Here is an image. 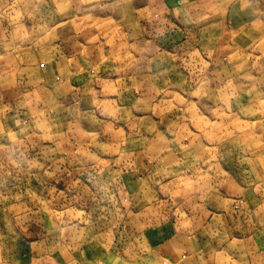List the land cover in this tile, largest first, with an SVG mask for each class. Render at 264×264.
Wrapping results in <instances>:
<instances>
[{
    "label": "crops",
    "instance_id": "crops-1",
    "mask_svg": "<svg viewBox=\"0 0 264 264\" xmlns=\"http://www.w3.org/2000/svg\"><path fill=\"white\" fill-rule=\"evenodd\" d=\"M59 3L60 18L47 28L55 32L54 39L40 46L19 36L15 0L0 4V222H45V236L58 231L61 248H77L68 230L79 238L86 231L93 240L88 264L250 261L257 246L250 225L239 220L235 195L251 187L238 181L240 170L234 167L240 158L234 157L229 170L218 160L211 163L208 142H219L222 152L225 130L238 142L234 126L243 116L245 122L254 119L247 140L254 150L261 143L264 148V68L252 73L256 59H247L246 52L264 46V23H257L238 0ZM187 45L182 60L171 61ZM196 61L200 94L208 101H173L171 93L198 92L191 91L193 80H186L191 69L180 71ZM177 75L183 79L180 88H175ZM22 170L31 177H19V189L28 192L21 196L15 184L8 185ZM85 173L108 190L98 197L105 202L91 199L96 209L84 206L78 195L56 202L61 207L42 198L46 180L62 196L67 184H77ZM35 182L44 187L38 197ZM57 216L59 222L87 224L60 228ZM88 216L92 224L100 217V226L91 225ZM214 220L227 222L230 247L203 240ZM117 221L124 224L126 237H133L122 248L124 258L115 243Z\"/></svg>",
    "mask_w": 264,
    "mask_h": 264
},
{
    "label": "rangeland",
    "instance_id": "rangeland-1",
    "mask_svg": "<svg viewBox=\"0 0 264 264\" xmlns=\"http://www.w3.org/2000/svg\"><path fill=\"white\" fill-rule=\"evenodd\" d=\"M4 1V3L7 2V0H1V2ZM174 2L178 4H188L191 2H194L195 0H173ZM241 1L247 8V10L250 12V14L253 16V18H256L257 23L259 22L258 19L264 23V0H238ZM0 2V4H1ZM60 0H19V5L17 4L15 0V27L18 29L20 33V37L23 38H29L34 44H38L37 46L44 45L46 41H49L52 38L54 39V33L47 29L50 27H54V24L59 20L60 18V12H59V5ZM2 5V4H1ZM4 6V5H3ZM3 8V7H2ZM181 21H177V25L180 24ZM24 24L28 25L29 30H24ZM49 24V25H47ZM28 29V28H27ZM26 31L28 33V37L25 36L22 32ZM57 31V30H56ZM58 32V31H57ZM59 34V32H58ZM56 37V36H55ZM50 40V41H51ZM190 45L184 46L182 50L175 51V56H171V61L174 60H182V56L186 53L187 47ZM244 47V46H243ZM247 48L251 49V47L246 46ZM245 47V48H246ZM253 49L247 50V59L250 61L252 59H256L255 66H251L250 71L252 73L255 72H261L262 68H264V46L257 45L252 46ZM257 49V51H256ZM235 55V54H234ZM258 57H256V56ZM246 57V56H245ZM249 57V58H248ZM185 58V57H184ZM192 61V59H191ZM193 62V61H192ZM247 61L244 62L246 64ZM194 64L196 66H194ZM192 65H183L180 69L181 72L184 73V70L186 68V73H189V69L192 71V75L196 74L197 76H187L186 80L190 84V80L192 81V90L198 89L197 93H184L183 90L179 93H171L174 95L173 101H178L181 103H184L185 101L187 103L191 102H200L205 99V95L200 94L199 90V72H200V63L194 62ZM184 67V68H183ZM173 74H176L174 70H172ZM178 74V73H177ZM162 74H160L161 77ZM180 75V74H179ZM161 79V78H160ZM157 81V78H155ZM164 80H167V78H164ZM183 79L176 76L175 82V88H180V83ZM252 80V79H250ZM261 79H256L255 85H258ZM247 81V80H246ZM165 83V82H164ZM174 84V83H173ZM166 85V83H165ZM254 85V86H255ZM244 88H246V85H243ZM252 86H250L251 88ZM263 86H261L262 89ZM167 89L171 90V86L166 87ZM248 89V92L250 90ZM254 88V87H253ZM247 89V88H246ZM251 94V93H250ZM162 96V94H158ZM211 94H207L206 97L211 100ZM251 96H254V94H251ZM258 96V95H257ZM252 100V98L250 99ZM208 101V100H206ZM249 101V99H247ZM194 103V104H195ZM192 108H195L192 106ZM198 109V108H196ZM201 109V108H199ZM200 110H194V112H199ZM204 111V108H202V112ZM190 116V115H189ZM257 116V115H256ZM237 123L235 129L240 132V138H238V142L231 141L232 132L230 131L231 128H229V133L226 132L224 134V138L227 140H224L222 144H224V147L222 149V152L219 147V142H208V145L212 146V150H210L213 155L211 158V163L218 160L219 163H221L223 168L226 170H229V167L232 168L233 160L235 158H240V162L237 166L234 168H237L240 170L239 172V183L241 187H247L250 186V190L241 189L240 192H237L236 199L239 201L236 202V210L241 212V223L247 224L250 228V235L253 234V240L255 243V246H257L256 249H254L255 253L250 255L249 260H247V263L244 264H264V155L261 159H257L256 157L259 155L264 154V148L263 144L261 143V147H256L255 150L253 148V145L250 141L247 139L249 138L248 133L249 131L254 130L253 121L254 119H249L245 122L243 121V116L240 119H236ZM199 121V120H198ZM240 123V125H238ZM193 124L199 128L198 122L195 120ZM255 125V124H254ZM257 138V136H254ZM237 150L240 151L239 155L237 154ZM255 152H252V151ZM250 152V154H249ZM252 152V153H251ZM262 152V153H261ZM238 156V157H237ZM210 160V157L209 159ZM254 161V162H252ZM210 162V161H209ZM235 162V161H234ZM260 164V165H259ZM263 166V167H261ZM22 171L26 174H23ZM20 173H15V180L13 178H9V184L8 186L12 187V185L15 184V192H18L21 196L25 193L22 189H19L18 184L20 185L21 180L19 177L25 179H28L31 177L26 171L22 170ZM6 177V175H5ZM95 178V177H94ZM90 174L85 173L84 175L80 176V181L77 184L69 185L67 184V189L62 192V196H60V189L58 187L51 186L48 183V180L45 182V191L43 186H38V183H36V194L38 197V194H42L44 191V195L42 198H46L51 203L60 202L61 200H66L67 198H74V196L81 197L83 200H85V205L88 208H95L90 205L91 199L92 202L97 203L99 200L101 203L105 201H101L98 197L102 198L103 193L105 194L108 192L107 189L102 188L101 185L97 182L96 179H94ZM28 181V180H27ZM25 182V180H24ZM251 184H248V183ZM54 183V182H53ZM79 185V186H77ZM18 187V188H17ZM256 187V188H255ZM95 195V198L93 197ZM50 197H53L52 199ZM94 198V199H93ZM70 199V200H71ZM58 203H56L58 206H60ZM69 203V202H67ZM74 204V203H73ZM69 205V204H67ZM61 207V206H60ZM73 208V207H72ZM87 208V209H88ZM60 211V210H57ZM106 211V210H105ZM171 211V210H170ZM90 213V211H85ZM173 212V211H172ZM171 212V214H172ZM58 218H55L57 222H55L56 225H59L58 227H62L64 225H74L75 222H69L62 220V222H59V216ZM79 217V216H78ZM171 220V215L169 216ZM100 218V217H99ZM99 218L95 219L94 223L92 224L90 217L88 216L89 222L94 227L100 226ZM9 222V223H8ZM153 224L156 225V221L153 220ZM87 222H77L74 227L78 228V226L86 227ZM226 223H221L220 220H214L213 223H211L213 230H208V233H206V239L205 242H208L210 244L211 242L215 244V242L221 243L224 242L226 246L231 245V236L227 234ZM116 226H118L117 232V240H115L116 247H120V255L124 258L122 254V248L126 246L125 242L133 240V237L130 235L126 237V234L124 232V224L120 221H117ZM154 226V225H153ZM47 225L45 222H38V223H32L27 225V223L24 222H15V220H9L5 222H0V234H3V236H8L5 238H0V264H88L85 262V259L91 258V252L88 245L89 242L93 241L91 239V234L86 236V231H83V237H75V234H79L75 230H68L69 239L68 240H76L77 248H75L73 245H70L69 247H62L59 243V232L53 231V234L51 237L49 235L45 236ZM88 227L91 226L88 223ZM221 227V228H220ZM194 228V227H193ZM191 230V232H194V230ZM55 229V228H54ZM57 229V226H56ZM219 230L217 232L216 230ZM90 233V232H88ZM49 234V233H48ZM86 234V235H85ZM112 234V232H111ZM110 236V235H109ZM98 237V236H97ZM96 238H94V242L96 241ZM49 238V239H48ZM112 238V235L109 239ZM249 239V238H247ZM246 239V240H247ZM66 240V241H68ZM103 242V239L100 240ZM248 241V240H247ZM251 241V240H250ZM249 241V242H250ZM249 246H252L253 243H249ZM224 246V247H226ZM260 246V249H259ZM79 247V248H78ZM230 247V246H228ZM63 249V250H61ZM203 249V248H202ZM81 253H78L80 252ZM85 251V252H84ZM202 254V252H201ZM205 255V254H204ZM233 258V257H231ZM225 259V262L223 264H237L232 259ZM208 260V259H207ZM224 260V259H223ZM195 262V261H194ZM197 263V262H195ZM194 263V264H195ZM213 262L208 261V264H212ZM90 264H101V263H90Z\"/></svg>",
    "mask_w": 264,
    "mask_h": 264
}]
</instances>
